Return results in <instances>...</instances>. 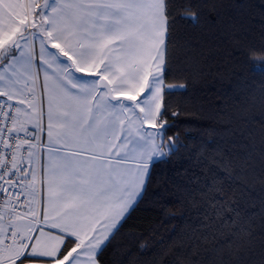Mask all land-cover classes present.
<instances>
[{
	"label": "snow or ice",
	"instance_id": "1",
	"mask_svg": "<svg viewBox=\"0 0 264 264\" xmlns=\"http://www.w3.org/2000/svg\"><path fill=\"white\" fill-rule=\"evenodd\" d=\"M190 12L183 0H0V264H104L177 147L168 97L186 86L167 83L169 46ZM215 191L202 193L205 227L239 234Z\"/></svg>",
	"mask_w": 264,
	"mask_h": 264
},
{
	"label": "trees",
	"instance_id": "2",
	"mask_svg": "<svg viewBox=\"0 0 264 264\" xmlns=\"http://www.w3.org/2000/svg\"><path fill=\"white\" fill-rule=\"evenodd\" d=\"M183 2L198 19L177 18L169 46L167 83L186 86L168 97L177 147L153 166L104 264H264V65L253 63L264 60V0ZM218 188L239 234L205 227L213 209L202 193Z\"/></svg>",
	"mask_w": 264,
	"mask_h": 264
},
{
	"label": "crops",
	"instance_id": "3",
	"mask_svg": "<svg viewBox=\"0 0 264 264\" xmlns=\"http://www.w3.org/2000/svg\"><path fill=\"white\" fill-rule=\"evenodd\" d=\"M141 200V199H140ZM140 200H139V202H140ZM138 205V204H137ZM132 212V211H131Z\"/></svg>",
	"mask_w": 264,
	"mask_h": 264
},
{
	"label": "rangeland",
	"instance_id": "4",
	"mask_svg": "<svg viewBox=\"0 0 264 264\" xmlns=\"http://www.w3.org/2000/svg\"><path fill=\"white\" fill-rule=\"evenodd\" d=\"M165 151H166V149H165Z\"/></svg>",
	"mask_w": 264,
	"mask_h": 264
}]
</instances>
